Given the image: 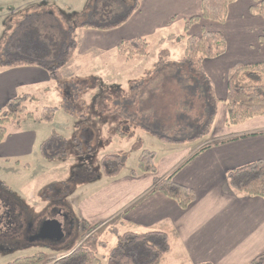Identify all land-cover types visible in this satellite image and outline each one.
Segmentation results:
<instances>
[{
	"label": "crops",
	"instance_id": "obj_1",
	"mask_svg": "<svg viewBox=\"0 0 264 264\" xmlns=\"http://www.w3.org/2000/svg\"><path fill=\"white\" fill-rule=\"evenodd\" d=\"M252 2L253 0H238L232 4L224 24L202 20L190 30V34L196 36L201 35L203 31L221 33L228 46L225 55L204 63L205 75L213 84L216 98L220 102L216 108L212 127L209 119L213 107L203 92L206 83L201 79L196 81L195 78H191L188 71H185L189 79L191 81L194 79L198 85L199 89L193 97L197 102L200 101L201 118L207 119L206 126L209 128V134L211 133L207 141H211L205 146L203 144L206 142H201L194 148H191L192 145L191 147L179 145L174 150L169 148L170 155L156 161V174L132 177L131 170L126 175L121 174L115 179L104 181L91 191L71 196L68 202H65L66 208L79 228L83 223L102 224L101 228H103L117 222L119 228L114 231L115 235L126 232L166 233L170 241V251L167 255H174L178 264H248L258 256L264 255V201L235 192L227 180V173L230 170L264 159V116L228 128L226 107L223 102L227 96V78L234 69L243 64L264 62V20L250 12ZM75 3L73 0H16L9 5L10 8L0 10V23L3 28V23L9 15L16 17L23 14L22 12L30 6L40 7L41 11L56 8L57 11L78 12L75 10ZM201 3L202 0H139V10L118 29L103 31L83 27L77 30L78 48L73 58L80 61L90 51L117 52V46L123 41L136 38L150 40L152 36L166 32L181 22L184 32L185 22L200 14ZM175 38L178 39L177 35ZM95 55L97 56L96 53ZM147 57L136 60L139 61L138 63H143ZM116 59L118 54L112 55L109 60L114 62ZM78 68L80 69V66ZM184 69L185 67L182 68ZM79 73V71L72 73L70 79H64L63 76L62 84L58 85L39 67H0V109L4 108L11 99L33 97L37 101L28 102L29 110L41 106L44 111L55 109V114L62 111L59 120L70 125L68 137L74 144L76 158L78 156L80 160L84 152L91 154L93 145L100 141L101 137L107 136L112 140L105 141L107 150L102 157L119 154L120 150L117 148H120L121 142H126L127 133L131 131L127 123L131 121L137 126L136 128H145L144 130L149 134L162 135L146 129L150 127L146 119L151 114L147 105L144 108L135 103L133 111L130 112V107L126 104L122 110L121 106L114 102L110 104L99 101L98 96L102 94L100 87L90 88L91 81L95 80V82L103 81L119 91L117 87L122 82L117 80H122L127 74L109 71L104 77L93 72L83 76ZM181 75V71L175 74L176 77ZM126 79L128 80L127 76ZM106 80H109L108 83ZM134 89L135 87L131 88L133 92ZM89 91L91 92L89 99L94 103L91 112L87 111L89 102H78L81 93L85 92L86 95L90 93ZM55 99L61 103L59 107L52 106L51 103ZM67 100L72 101L71 107L66 105ZM116 117L122 121L124 127H128L126 133L118 132L117 137L113 130ZM25 119L16 123L17 129L9 128L10 123L8 135L0 144V173L12 174L16 178L22 173L30 174L35 171L32 167L34 163L30 162L34 155L36 159L39 158L38 154L42 159H46L49 153H53L54 160H65L68 157L67 137L53 132L52 136L45 139L44 128L34 130L30 126L31 123H38L41 119H37L34 114L31 121L27 122L28 125L23 127ZM218 121L219 127H217ZM196 126L203 128V131L194 129V136L187 140L203 136L206 126L203 127L204 124L198 121L190 124V128ZM52 139L64 140L61 141L63 145L55 147L52 145ZM46 141L48 143L42 148V144ZM174 141L184 144V139H174ZM112 146L115 149L112 150ZM84 162L86 161L80 163V167ZM174 173L176 183L192 189L196 194L195 202L186 210L181 209L176 202L161 193L150 195L157 181ZM59 186L61 185L54 184L47 187L45 192L42 190L40 199H36L34 193H29L28 198L22 200L20 195L17 198L9 196L15 201L18 212L28 219L30 216L45 214L42 210L51 204L54 188L63 190V200L65 194L75 190L68 183L61 186L62 189ZM0 187L6 192H9V189L13 191L12 186L9 187L4 181L0 183ZM44 195L46 197H43ZM32 206L41 211L35 215ZM87 239L88 237L81 243L86 242Z\"/></svg>",
	"mask_w": 264,
	"mask_h": 264
},
{
	"label": "trees",
	"instance_id": "obj_2",
	"mask_svg": "<svg viewBox=\"0 0 264 264\" xmlns=\"http://www.w3.org/2000/svg\"><path fill=\"white\" fill-rule=\"evenodd\" d=\"M126 1L90 0L82 15L93 18L94 23H83L78 26L103 31L122 27L139 10V0H135L132 7ZM236 1L238 0H202L200 14L185 22L184 32L177 39L185 44L182 55L176 62L179 66L178 71L182 72L181 77L187 80L185 71H188V74L196 77V81L201 79L206 83V89L203 92L213 107L209 119L210 127L214 123L216 108L220 102L216 98L213 84L205 75L204 63L225 55L228 46L221 33L203 31L201 35L196 36L190 34V30L202 20L224 24L227 21L230 6ZM34 9H39L40 12L30 15ZM58 12L68 24L66 29L56 14L41 11L37 6L26 8L22 12L25 16L15 27H12L10 23L15 16H10L4 26L14 32L12 31L13 34L8 39L4 55L0 56V67H39L48 73L51 81L61 85L63 69L72 60L78 48V27L75 23L73 26L70 24L80 17V14L59 10ZM250 12L264 20V0H253ZM149 49L150 42L147 39L136 38L121 42L116 51L123 60L133 61L147 57ZM183 67L186 70H182ZM29 101H37V99L14 98L0 109V144L8 135L10 123H20L24 118L34 117V113L28 108ZM223 102L226 107L228 128L240 126L251 119L264 116V62L243 64L234 69L227 78V96ZM52 110L55 111V109ZM45 112L41 116L42 119ZM208 131L209 128L206 126L205 132ZM157 136L165 143H173L164 136ZM47 143V141L44 142L42 148ZM175 144L181 143L175 142ZM125 163V159L118 153L103 156L100 160V166L104 170L103 176L107 179L119 177L125 168ZM113 166L116 167L115 171L111 170ZM156 173V152L143 150L138 158L137 169H133L130 175L137 177L142 174ZM174 175L175 173L157 181L150 195L161 193L176 202L181 209L186 210L195 202L196 194L192 189L176 183ZM227 180L235 192L264 201V159L230 170L227 173ZM96 228L97 226L87 228L83 238L91 235ZM116 236L119 241L118 246L112 249L108 256H99L87 246V243L80 242L71 253L58 259L47 258L46 254L41 252L21 257L9 264H105L106 259L115 264H162L170 251V241L167 234L163 232H126ZM92 238L93 236L89 238V241ZM100 247L107 248L105 243H100ZM248 264H264V255L258 256Z\"/></svg>",
	"mask_w": 264,
	"mask_h": 264
},
{
	"label": "rangeland",
	"instance_id": "obj_3",
	"mask_svg": "<svg viewBox=\"0 0 264 264\" xmlns=\"http://www.w3.org/2000/svg\"><path fill=\"white\" fill-rule=\"evenodd\" d=\"M73 1L76 2L74 6L75 10L78 11L74 13L80 14V17H77V19L73 20L70 26H73L75 23L79 31L81 29L80 26L83 25V23H94V20H92L93 18L91 19L88 16L82 15V12L85 11V8L90 3V0ZM12 2H16V0H0V10L2 11L10 8L9 5ZM126 3L132 7L135 4V0H127ZM45 11L56 14L57 17H59V21L63 24L64 29L68 27L67 22L63 20V16H59V12L56 10V8H48ZM39 12V9H34L30 15ZM63 12L71 13L69 11ZM10 16L11 15H9V17ZM23 16L25 15L20 14L11 20V26L15 27L20 19L23 18ZM177 24L178 25H175L172 29L156 34L152 36L150 40H148L150 42L149 54L147 60L143 63H138L139 61L137 60L128 62L119 56L118 59H116L114 62H111L109 59L112 57V55H116L117 52L90 51L89 53L85 54L84 57L80 59V61H76V59L74 60L73 58L68 67H66V69L63 71L64 79H70L69 77L72 75V73L77 71L80 72L79 75L81 76L93 72L95 75H103L106 77L109 71L122 73L124 75L127 74L126 76L128 80L126 79V76H124L122 80H117L122 82L117 87L119 91H117L116 88L114 89V87L105 84L103 81H99V84V82H95V80L91 81L92 86H90V88L93 86L100 87L102 94L98 96L99 101L110 104L114 102L116 105L119 104L122 110L126 107V104L129 105L130 112L133 111V106L135 103L142 105L144 108L145 105H147L151 111V114L146 119L148 123H150V127H146V129L148 128L151 131L161 133V136L171 139L172 141H174V139H184V144H175V141L173 142L174 144H168L165 143L164 140H162L159 136L146 132L144 130L145 128H136L137 126L134 125L132 121L128 122L127 124L129 125L131 131L127 133L128 137L126 142H121L120 148H117L120 150L119 154L122 155L126 162L125 168L121 173L123 175H126L133 169H137L138 158L143 150L147 149L155 151L156 161H160L170 155L169 152L171 149L169 148L174 150L179 145H185L188 147L192 145L193 147H190L194 148L200 145L201 142H206L203 144V146H205L209 141H211H207L211 136V133L209 134V132H205V134L198 139L194 138L192 140H187L189 137L194 136V129L197 131H203V128H198L197 126L196 127L198 129L196 127L190 128V124H195L198 121L199 123L204 124L203 127H205L207 124V119L201 118L202 116L200 113L202 111H200V101L198 100L197 102L193 97L194 93H197L199 89L198 85H196V81H194V79H192V81L189 80L188 75H186L187 80H184L181 76H175L179 70V66L176 64V62L180 55H182L185 47V44L177 41V38H175L176 35L179 37V35L183 34V22ZM0 25L1 56L4 55L8 39L14 31L11 32L9 30L10 28L8 29L4 26V23L3 28L2 23H0ZM5 28L7 29L6 32H4ZM93 57H95V59ZM79 66L80 69L78 68ZM191 78H194L192 74ZM108 81L109 80H106V83H108ZM132 87H135V93L131 90ZM124 94H126V96H124ZM90 96L91 92L87 93L86 95L85 92H82L79 96L80 100L78 101H83V103L84 101L89 102L87 106V111L89 112H91L94 106L93 101L89 99ZM71 102V100H67L66 105L71 107ZM51 104L54 107H59V105H61L57 99H55ZM110 104L107 105L111 106ZM50 110H45L46 112L44 114V119L42 120V118H40V120L39 117L44 113V110L41 108V106L39 108L34 107L30 109L29 111L34 113L36 118L40 120L38 123H31V129L42 130L44 128L45 132L43 133V137L45 139H47L49 136H52L53 132H57L64 137H67L66 150L68 152V157L65 160H54L52 158L53 153H49L46 159H42L40 154H38L39 158L36 159V155H34L30 161L34 163V166L32 165V167L33 170L35 169V171L32 173H22L20 176H18V178L15 176L13 177L12 174L8 175L5 173H0V183L4 181L9 187L12 186L11 189L13 191L9 189V194L15 198L19 197V195L20 197L22 196L20 200L28 198L29 193H34L36 199H40V192L42 190H46V188L50 185L56 184L63 186L68 183L73 189H75L70 194H65L64 201L68 202V198L71 196L74 197L75 194L91 191L95 187L101 185L104 181L108 180L103 176L104 170L100 166V160L102 154L104 155L105 151L107 150L105 147V141H107V139L112 140L111 137H101L100 141L93 145V152L91 154L84 152L82 159L86 158V160H80L78 156L76 158L77 153H75L74 144L68 137L70 125L62 123L59 120L60 116L62 115V111L55 114V111ZM116 113L118 114V111ZM29 121H31V118H26L24 121L25 123L22 124L23 127H26L28 125L27 122ZM114 121L115 126L113 130L116 133L115 136H118V132L123 134L126 133L128 127H124L123 124H121L122 121H120V119L117 117ZM217 124V127H219V121ZM16 126V122H12L11 127L9 128L14 129ZM49 130L50 133H48ZM61 141L64 142V140H51L52 145L55 147H57L59 144L63 145ZM113 149H115L114 146H112V150ZM112 150L109 152L112 153ZM83 161L86 162H84L83 166L80 167V163ZM75 164H77V166H75ZM115 168L116 167L113 166L111 170L115 171ZM61 186H59L60 189L63 188ZM16 191H19L20 193ZM43 197H46V195ZM31 209L35 215L41 211V209L35 208L34 206H32ZM84 224L86 223H83L82 226L80 225L81 228L78 229L79 232L76 239H66L59 247V250L55 251L40 246L29 247L24 243L20 245H8L1 243L0 264H9L21 257H28L41 252L45 253L47 258L58 259L66 254L71 253L78 243L83 241L86 237L89 239L91 236H93L92 240L89 241L87 239V241L84 242L87 243V246L95 251L99 256H108V253L118 246V237L114 234V231L119 228V224L117 222H114L107 227L103 226V228H101L102 224H87L88 226H85ZM92 226H97V228L91 233V235L83 238L87 228ZM101 242H106L105 244L107 245V249L100 247ZM12 246L15 247H13L14 250L7 252V250ZM177 261L178 260H176V257L171 254L164 258L162 264H178ZM105 264L115 263H111L108 259H106Z\"/></svg>",
	"mask_w": 264,
	"mask_h": 264
},
{
	"label": "flooded vegetation",
	"instance_id": "obj_4",
	"mask_svg": "<svg viewBox=\"0 0 264 264\" xmlns=\"http://www.w3.org/2000/svg\"><path fill=\"white\" fill-rule=\"evenodd\" d=\"M58 189L57 187L53 189L51 204L43 208V212H45L43 216H30L26 219L23 214L18 212L15 201L9 196V192L0 187V244L20 245L24 243L29 247L40 246L49 250H59L66 239H76L79 225L76 224L73 216L66 208L67 205L63 200V190ZM57 215H61L64 222L66 230L64 241L60 244H54L49 240L40 239V229L43 221L48 217ZM13 247H10L7 252L14 250L15 247Z\"/></svg>",
	"mask_w": 264,
	"mask_h": 264
},
{
	"label": "water",
	"instance_id": "obj_5",
	"mask_svg": "<svg viewBox=\"0 0 264 264\" xmlns=\"http://www.w3.org/2000/svg\"><path fill=\"white\" fill-rule=\"evenodd\" d=\"M66 237V230L61 215L46 218L40 229L39 238L42 240H49L54 244H60Z\"/></svg>",
	"mask_w": 264,
	"mask_h": 264
}]
</instances>
